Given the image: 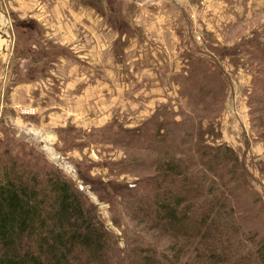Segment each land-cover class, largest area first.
<instances>
[{
  "label": "rangeland",
  "instance_id": "obj_1",
  "mask_svg": "<svg viewBox=\"0 0 264 264\" xmlns=\"http://www.w3.org/2000/svg\"><path fill=\"white\" fill-rule=\"evenodd\" d=\"M25 1L0 0V155L8 154L39 179L46 169L62 172L81 199L97 208L115 256L123 257L142 239L158 251L165 249L166 241L145 231L128 208L132 196L146 186L142 176L152 173L150 161L155 156L141 147L149 138L134 137V131L149 133L144 123L159 108L166 107L180 120L179 111L197 107L179 97L180 90L189 89L182 78L189 68L195 72L198 89L204 64L196 59L217 63L224 72L223 97L217 103L209 101L215 135L207 138L224 142L237 153L253 176L264 208V137L251 113L253 77L264 76V0H77L91 3L102 16L105 25L99 35L107 34L108 40L116 33L126 35L114 44V53L125 61L117 68L112 66L114 58L107 54L100 58L99 50H107L96 38L90 48L96 57L89 58L92 63L86 65L87 58L76 60L73 46L45 35L40 23L47 27L56 23L49 9L25 17L23 6H30ZM52 1L39 5L53 7ZM61 17L68 24L61 19L63 29L58 33L69 41L71 23L67 16ZM130 17L140 26L133 35L131 26L125 28ZM163 22L165 29L153 27ZM83 28L75 26L77 35L85 36ZM128 38L130 43H142L148 56L143 55L151 58H133L135 49L126 53ZM122 42L125 48L120 47ZM60 58L76 61L72 73L64 74V87L59 77L63 69L57 66ZM27 82L37 87L17 89ZM46 126L49 129L42 128ZM179 131L177 127L173 133ZM263 221L264 214L241 224L260 231Z\"/></svg>",
  "mask_w": 264,
  "mask_h": 264
},
{
  "label": "trees",
  "instance_id": "obj_2",
  "mask_svg": "<svg viewBox=\"0 0 264 264\" xmlns=\"http://www.w3.org/2000/svg\"><path fill=\"white\" fill-rule=\"evenodd\" d=\"M196 60L205 65L198 89L189 68L182 77L189 89L179 97L197 107L179 111L180 120L159 108L144 123L149 133L134 131L149 138L141 147L155 156L152 173L142 176L146 186L128 208L145 231L166 241L165 249L142 239L115 256L97 208L62 172L46 169L39 179L1 153L0 264H264V221L260 231L241 224L264 214L253 176L231 147L207 138L215 135L209 101L224 95L223 69ZM253 82L251 113L264 137V76Z\"/></svg>",
  "mask_w": 264,
  "mask_h": 264
},
{
  "label": "crops",
  "instance_id": "obj_3",
  "mask_svg": "<svg viewBox=\"0 0 264 264\" xmlns=\"http://www.w3.org/2000/svg\"><path fill=\"white\" fill-rule=\"evenodd\" d=\"M40 1H43V0H36V3H34V0H26L25 2H27L30 6H28V5L26 7L23 6L24 9L22 11V14L27 15L25 17H30L31 15L36 16V15H41L43 12L45 13L46 10L49 9V11H47V12L49 13V16H51V15L54 16L56 23L52 26H49V27L46 26L47 23H45V22H44L45 24L40 23L44 32L47 31V34L45 33V35L47 37L51 38L54 42H58L61 45L66 44L67 46H71V47L73 46L72 48L77 53L76 54L77 55L76 60H78V58H87L88 60H85L86 65H88V62L92 63V61L89 60V58H96V57H94V53H91L90 48L95 47V44L92 41H93V39L96 38V39H98L97 43L100 42L101 48H103V49L105 48L107 50L105 53L103 50H99L100 58H104V54H107V58H114L113 60L116 61V62H113V64H112V66L114 68L119 67L120 63L125 62V61L119 59V56L114 53L113 48H114V44L117 41L125 40L126 37L125 38H122V37H124L126 35L121 34V33H116L115 37L112 38L111 40H108L107 34L99 35V34H101V30L103 29L105 23L103 21H101L102 16H99L100 14L91 5V3H88L86 1L83 3L82 2L78 3L77 0H53L52 1L54 4L53 7L48 6V4H45L42 7L41 5H39ZM128 1L134 2L135 0H128ZM35 9H38V11L35 12ZM147 13L148 12L146 11V14ZM156 15H158V13ZM61 16H67L69 22L71 23V27H70L71 28V32H70L71 35L69 36V38H70L69 41H66L65 37L63 35H61L60 33H58V32H60L61 29H63L61 27V19H62L63 23L68 24L67 22H64V19ZM95 20H96V22H95ZM157 20H158V17L155 19V22ZM126 21L129 25L128 26L126 25L125 28L131 26L129 28L133 31L131 34V35H133L134 31H135L134 28L139 29L140 26L135 25L136 20L133 17H130L128 19L126 18ZM144 24H146V23L144 22ZM81 25L84 26V28L82 30L85 31V36L84 35H77L75 26L78 29H80ZM159 26L162 29L166 28L165 22L161 23V25H158V23L157 24L154 23V25H153L154 28L158 27V30H159ZM154 31L155 30H152V32H154ZM40 32H42V30ZM94 33H96V34H94ZM113 40H114V43L112 46L113 54H110L109 45H110L111 41H113ZM128 40H129V44L128 43L126 44L127 47L124 45V42H122L120 44V46H123L122 48L126 47V50H125L126 53L135 49V51H136L135 53H137V56L133 55V58H151V57H147L148 54H147L146 48L145 47L143 48L142 43H140L139 41L136 44L130 43V38H128ZM97 43H96V46H97ZM81 47L83 48V50L81 49ZM81 51H82V53H81ZM125 52H124V55H125ZM143 54H146L147 56H144ZM150 55H155V54L151 53ZM126 58H129V57H126ZM59 60L61 61V63L57 66H59L60 69L61 68L63 69V71L60 72L59 77L62 78V83H63V87H64L65 85H67V82L64 79V74H66L68 70H69V73H72V69H73L72 63H75L76 61L75 62H71V61L67 62V60H64L63 58H60ZM92 69H93V65H92ZM90 73L93 74V72H90ZM82 83H86V82L83 81ZM19 84L20 85L17 87V89L27 90L28 88L34 89L37 87V84H35L33 82L19 83ZM49 125H51L52 127L54 126V124H49ZM42 128L49 129V126L42 127Z\"/></svg>",
  "mask_w": 264,
  "mask_h": 264
},
{
  "label": "bare ground",
  "instance_id": "obj_4",
  "mask_svg": "<svg viewBox=\"0 0 264 264\" xmlns=\"http://www.w3.org/2000/svg\"><path fill=\"white\" fill-rule=\"evenodd\" d=\"M0 49H1V45H0Z\"/></svg>",
  "mask_w": 264,
  "mask_h": 264
}]
</instances>
